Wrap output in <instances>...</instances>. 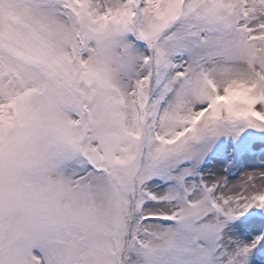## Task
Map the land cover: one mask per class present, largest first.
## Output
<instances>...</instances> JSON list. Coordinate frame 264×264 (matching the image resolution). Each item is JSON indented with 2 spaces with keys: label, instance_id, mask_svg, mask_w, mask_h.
Instances as JSON below:
<instances>
[{
  "label": "snow or ice",
  "instance_id": "obj_1",
  "mask_svg": "<svg viewBox=\"0 0 264 264\" xmlns=\"http://www.w3.org/2000/svg\"><path fill=\"white\" fill-rule=\"evenodd\" d=\"M0 264H264V0H0Z\"/></svg>",
  "mask_w": 264,
  "mask_h": 264
}]
</instances>
